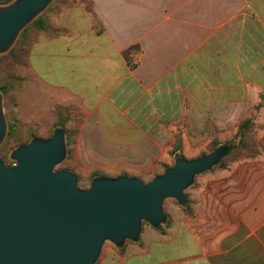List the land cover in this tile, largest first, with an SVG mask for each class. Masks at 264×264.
Wrapping results in <instances>:
<instances>
[{
	"label": "crops",
	"instance_id": "crops-1",
	"mask_svg": "<svg viewBox=\"0 0 264 264\" xmlns=\"http://www.w3.org/2000/svg\"><path fill=\"white\" fill-rule=\"evenodd\" d=\"M49 21L27 59L31 120L42 103L78 107L90 141L176 158L231 143L249 118L259 145L201 173L191 213L186 199L101 264H264V0H68Z\"/></svg>",
	"mask_w": 264,
	"mask_h": 264
},
{
	"label": "water",
	"instance_id": "water-1",
	"mask_svg": "<svg viewBox=\"0 0 264 264\" xmlns=\"http://www.w3.org/2000/svg\"><path fill=\"white\" fill-rule=\"evenodd\" d=\"M53 0H14L0 5V54ZM7 132L0 92V144ZM233 149L225 144L173 165L145 182L136 176H96L87 188L57 166L66 158L65 130L35 137L15 148V163L0 158V264H95L104 243L123 246L140 238L143 222H166L167 198L186 202L195 177L218 165Z\"/></svg>",
	"mask_w": 264,
	"mask_h": 264
},
{
	"label": "rangeland",
	"instance_id": "rangeland-1",
	"mask_svg": "<svg viewBox=\"0 0 264 264\" xmlns=\"http://www.w3.org/2000/svg\"><path fill=\"white\" fill-rule=\"evenodd\" d=\"M55 5L58 7L61 6L62 0H56L52 7H55ZM50 11L51 8L48 9L45 13L42 12L43 14H40H42V16H45ZM28 25H30V23ZM22 30L20 31L15 42L11 46V48L15 47L16 51L18 52H21V49H25L26 47H28L29 40L36 31V25L31 24L23 35H21ZM0 82H11L15 88L6 96H3V94L1 93L3 99V111L7 122V132L3 141L0 144V158L3 159L8 165H12L15 163V160H13L11 157V154L15 148L30 142L35 137L48 138L53 134L54 130L57 127H62L68 132L69 136V145L66 158L57 166V168L68 169L74 172L78 176L79 185L81 187L89 186L92 179L100 175L117 177L123 174H127L131 176H136L145 182H149L155 176L164 172L165 168L173 165L175 162V157H137L132 152L114 151L105 144H102L101 142L90 141L89 139H87V137L89 138L93 136L92 132L90 131L91 129L82 125L84 117L81 112H79L78 107L70 106V108H67V110L64 111V114H67L65 125H55V108L58 105L54 109H52L51 103H48V105L47 103H45V105H43L42 103L40 122L31 120L30 115L28 113V99L29 86L30 84L33 85V79L29 75L26 60L24 61L23 65H5L3 67V71L0 72ZM9 121L16 124V130L10 136L8 134ZM86 134H88V136ZM250 138L251 134H248L246 138V143L252 146L254 143ZM228 144L234 145L235 147L238 144V141H231V143ZM213 148L214 145L211 143L208 148L206 147L199 151L187 150L186 152L196 154L195 157H198L204 153L211 152ZM247 151H249L247 150V148H238L230 156L224 159V164L228 165L229 162L233 159L247 154ZM220 167L221 166L216 165L211 169V171H215ZM201 176L203 175H197L194 180V183L185 190L187 200H191V197L193 196V191L199 184V178ZM179 207H182V205L175 198H167L164 201L163 210L167 216V219L166 222L161 225L162 229L166 228L167 221L171 219V216L173 215L174 211L179 209ZM156 229L157 228L144 221L139 240L143 239L147 235V232L154 231ZM128 242L132 241L128 240L126 243ZM111 248L117 249L118 246L111 241H106L104 243L101 254L95 264H101L105 258V255H107L109 249ZM165 252L162 253L160 251L156 253L154 255V260L159 261L161 259L172 258L177 256V253H175L174 251L170 250L168 251V253Z\"/></svg>",
	"mask_w": 264,
	"mask_h": 264
},
{
	"label": "trees",
	"instance_id": "trees-1",
	"mask_svg": "<svg viewBox=\"0 0 264 264\" xmlns=\"http://www.w3.org/2000/svg\"><path fill=\"white\" fill-rule=\"evenodd\" d=\"M12 1L13 0H0V5H5V4H8V3L12 2ZM55 2H56V0H53L48 5V7L43 11V13H45L50 8H51V11L54 10L56 8V5H55V7H52V5ZM66 3H68V0H62V5H65ZM50 12L47 15H45V16H42V14H43L42 13L39 16H37L36 18H34V20L32 22H30V25L31 24H35L36 25V31L31 36V38L29 40L28 47H26L25 49H21V52L16 51L15 47H13L7 53H4V54L0 55V72L3 71V67L5 65H7V64H10V65H13V64L14 65H23L24 61L25 60L27 61L30 45L32 44V42L34 40V37H35V35L37 33L46 32V33H49V34H54V30L52 29V26H51L50 21H49ZM30 25L26 26L22 30L21 35L24 34V32L28 29V27ZM13 89H15V88H14V85H12L11 82H0V92L3 94V96L8 95ZM67 108H70V106L58 105L55 108V113H56V123H55V125L56 126L65 125L66 124V118H67L66 116H67V114H64V111H66ZM253 124H254L253 121H251V119H249V118L245 119V120H243L241 122V124L239 125V129H238L237 135L235 136V140H234V141H238V144L235 147H233L232 151L220 161L218 166L226 167L227 165L224 164V159L226 157L230 156L233 152H235L240 147L247 148V150H249V151H247V154L242 155V156H240L238 158H235L233 160H236V159H239V158H242V157H253V156H255L258 153L259 145H258L257 140H256V138L254 136L253 131H252L253 130V126H254ZM15 130H16V124L9 121L8 122V134H9V136L12 135ZM248 134H251V138L250 139H252V142L254 143L252 146L248 145L246 143V138H247ZM65 136H66V145H67V152H68L69 136H68V132L66 130H65ZM211 143L214 145L213 150L216 147H218L219 145H221V141H219V140H214ZM0 153H1V150H0ZM204 154H206V153H204ZM87 187H82V188H87ZM183 207H184L185 211H187L188 213H191V209L189 207L188 200H187V202L185 203V205ZM170 221H171V219H169L167 221V225L170 224ZM157 229H159L161 231L164 230V229L161 228V226H159Z\"/></svg>",
	"mask_w": 264,
	"mask_h": 264
}]
</instances>
